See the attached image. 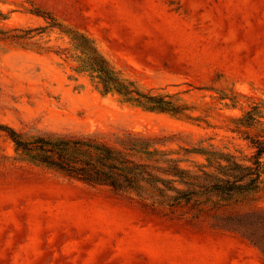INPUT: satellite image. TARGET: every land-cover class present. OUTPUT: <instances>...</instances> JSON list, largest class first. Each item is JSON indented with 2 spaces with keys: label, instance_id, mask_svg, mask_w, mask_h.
<instances>
[{
  "label": "rangeland",
  "instance_id": "1",
  "mask_svg": "<svg viewBox=\"0 0 264 264\" xmlns=\"http://www.w3.org/2000/svg\"><path fill=\"white\" fill-rule=\"evenodd\" d=\"M30 5L91 38L125 79L175 95L201 120L101 95L53 54L0 43L1 124L21 132L179 133L239 159L252 154L232 120L264 101V0H0V28L44 27ZM56 37L49 45L60 44ZM248 199L264 208V180ZM0 264H264V256L189 214L145 210L21 161L0 140Z\"/></svg>",
  "mask_w": 264,
  "mask_h": 264
},
{
  "label": "trees",
  "instance_id": "2",
  "mask_svg": "<svg viewBox=\"0 0 264 264\" xmlns=\"http://www.w3.org/2000/svg\"><path fill=\"white\" fill-rule=\"evenodd\" d=\"M26 11L43 19L45 26L0 28V43L53 54L74 74L86 76L101 95H117L147 112L201 120L175 95L145 91L125 79L84 33L33 5ZM52 35L60 44L49 45ZM231 102L234 106L237 101ZM232 124V132L250 144L249 157L205 148L179 133L21 132L0 123V140L21 161L145 210L189 214L239 235L264 256V208L247 205L264 180V101L253 102Z\"/></svg>",
  "mask_w": 264,
  "mask_h": 264
}]
</instances>
